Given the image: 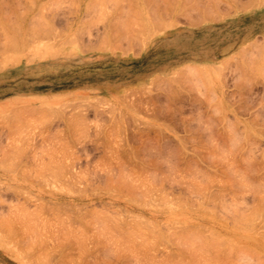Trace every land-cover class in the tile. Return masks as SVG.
I'll list each match as a JSON object with an SVG mask.
<instances>
[{
	"label": "rangeland",
	"instance_id": "rangeland-1",
	"mask_svg": "<svg viewBox=\"0 0 264 264\" xmlns=\"http://www.w3.org/2000/svg\"><path fill=\"white\" fill-rule=\"evenodd\" d=\"M28 1L0 0V23L5 25H0L1 42L6 41V35L19 36L12 30L16 26L9 24L26 27L25 36L14 37L22 45L12 49L14 43L10 44L11 50L0 56V264H39L36 258L42 256L49 259L43 260L46 264H192L199 258L193 252L201 237L197 244L192 241L194 246L185 238L194 249L191 252L177 239L192 228L198 233L204 229L205 237L224 236L225 240L217 242L222 246L218 247L219 256V251L213 253L216 244L212 237V247L203 243L204 252H209L207 256L200 253L208 264L215 257L222 258L221 263L225 260L224 264H264V0H216L218 6L211 7L212 12L205 17L192 9L198 4L212 6L215 0H113L129 5L124 10L111 0ZM134 6L142 8L136 9L139 15ZM155 8L165 15L170 12L163 25H150L154 21L147 13ZM127 10L131 17L127 18ZM118 20L123 21L119 29L124 27L121 31H128L126 35L109 29V23L112 26L111 22L115 25ZM46 28L51 32H44ZM46 32L48 35H43ZM110 32L124 36L123 40H115ZM135 149L139 153L133 158ZM53 162L69 166V173L62 181L52 174L44 179L50 181L43 183L37 174L39 166ZM119 164L144 193L118 188L119 177L125 176L120 175ZM234 170H238L236 174ZM132 171L137 176L133 177ZM76 174L79 176L72 181ZM106 174L113 175H107L108 182ZM251 207H255L254 212ZM34 210L37 217L31 215ZM240 213L248 215L242 216L244 222ZM11 215L14 221L10 228L3 222L11 220ZM35 226L49 234L34 231ZM126 230L130 234L126 235ZM74 234L84 237L80 240ZM25 240L34 246L29 247ZM229 242L236 246L233 250ZM241 247L247 251L240 252Z\"/></svg>",
	"mask_w": 264,
	"mask_h": 264
},
{
	"label": "bare ground",
	"instance_id": "bare-ground-1",
	"mask_svg": "<svg viewBox=\"0 0 264 264\" xmlns=\"http://www.w3.org/2000/svg\"><path fill=\"white\" fill-rule=\"evenodd\" d=\"M24 1H25V0H24ZM27 1H28V0H27ZM51 1L53 2V0H51ZM55 1H56V0H54V2H55ZM94 1H96V0H94ZM100 1H103V0H100ZM111 1L114 3V1H116V0H114V1L111 0ZM111 1H109V3H110ZM126 1H127V0H126ZM160 1H161V0H160ZM233 1H234V0H233ZM3 2H4V1H3ZM10 2H11V1H10ZM19 2H20V1H19ZM28 2L30 3L31 1H28ZM47 2H48V1H46V3H47ZM92 2H93V1H92ZM103 2H105V1H103ZM118 2H119V1H118ZM120 2H121V1H120ZM120 2H119V3L116 2V4H115V3H114V4L118 6L119 4L121 5ZM135 2H136V1H135ZM148 2H149V4L151 5L150 1H148ZM148 2H147V3H148ZM151 2H152V1H151ZM153 2H154V1H153ZM163 2H164V1H163ZM212 2H213V3L211 4L212 6L208 5V6H204V7H203L202 5H199V4H198V6H195V9H192V10H195L196 13L198 12L200 16L203 15L202 17H205L206 14H209L210 12H212V11H211L212 8L214 7L213 9H215L216 5L218 4V1H216V0H215V1H212ZM5 3H6V2H5ZM5 3H4V5H5ZM26 3H27V2H26ZM56 3H57V2H56ZM94 3H96V2H94ZM132 3H134V2H132ZM154 3H155V2H154ZM7 4H8V3H7ZM18 4H19V3H18ZM30 4H31V3H30ZM32 4H33V3H32ZM49 4H50V3H49ZM49 4H47V6H48ZM98 4H100V3H98ZM122 4H125V3H122ZM126 4H128V2H127ZM164 4H165V3H164ZM169 4H170V3H169ZM201 4H202V3H201ZM8 5H9V4H8ZM23 5H24V4H22V6H23ZM44 5H45V6H44ZM44 5H43V7H46V4H44ZM50 5H51V4H50ZM111 5H112V4H111ZM111 5H110V6H111ZM171 5H172V4H170V6H171ZM213 5H215V6H213ZM26 6H27V5H26ZM117 6H116V7H117ZM121 6H122L121 9L124 10L123 8H124V6H126V5H124V6L121 5ZM147 6L149 7V5H147ZM157 6H158V5H157ZM170 6H169V7H170ZM172 6H173V5H172ZM172 6H171V7H172ZM200 6H201L202 8H200ZM217 6H218V5H217ZM32 7H34V6H32ZM41 7H42V6H41ZM86 7H87V6H86ZM112 7L115 8L113 5H112ZM118 7H120V6H118ZM126 7H127V8H130L129 5H127ZM134 7H135V6H134ZM134 7H133V8H134ZM148 7H147V8H148ZM171 7H170V8H171ZM211 7H212V8H211ZM1 8H3V6H2ZM9 8H10V7H9ZM39 8H40V7H39ZM91 8H92V7H91ZM102 8H103V7H102ZM149 8H152V7H149ZM232 8H233V7H232ZM3 9H4V8H3ZM31 9H33V8H31ZM31 9H30V10H31ZM117 9H118V8H117ZM117 9H116V11H118ZM125 9H126V8H125ZM134 9H135V11L138 10L136 7H135ZM136 9H137V10H136ZM141 9H142V8H140L139 10H141ZM165 9H166V8H165ZM218 9H219V7H218ZM218 9H217V10H218ZM230 9H231V7H230ZM8 10H9V9H8ZM24 10H25V9H24ZM28 10H29V9H28ZM39 10H42V9H39ZM45 10H46V9H45ZM101 10H102V9H101ZM103 10H104V8H103ZM103 10H102V11H103ZM113 10H114V9H113ZM129 10H130V11H129ZM129 10H127V12H128V11H129L130 13L135 12V11L132 12L131 9H129ZM132 10H133V9H132ZM139 10H138V11H139ZM155 10H156V8H155V9H152V11L150 12L152 15H151V14L149 15V13H147L148 16H151V18H152V22L154 21L153 23H151V21L149 20V21H150V25H151V24H152V25L154 24V25H156V26L163 25V24L165 23V20L167 19V15L169 16L170 12H167L166 15H165V14H162V12H160V10H157L156 12H155ZM170 10H171V9H169V10L166 9V11H170ZM20 11H21V10H20ZM43 11H44V10H43ZM102 11H101V12H102ZM106 11H107V9H106ZM138 11H137V12H138ZM162 11H163V10H162ZM6 12L9 13V11H6ZM6 12H5V10H4V13H5V14H7ZM22 12H23V11H22ZM111 12H112V11H111ZM119 12H120V10H119ZM129 12L127 13L128 15H126L127 18H128V17H131V16H130L131 14H129ZM140 12H141V11H140ZM143 12H144V10H143ZM4 13H3V14H4ZM39 13H40V11H39ZM42 13H44V12H42ZM117 13H118V12H117ZM213 13H214V12H213ZM213 13H212V14H213ZM1 14H2V13H1ZM1 14H0V15H1ZM9 14H10V13H9ZM9 14H8V15H9ZM26 14H27V13H26ZM125 14H126V12H125ZM134 14L136 15L137 13L135 12ZM139 14H140V13L138 12L137 15H139ZM34 15H35V14H34ZM123 15H124V14H122V16H123ZM135 15H134V16H135ZM137 15H136V16H137ZM199 15H198V16H199ZM4 16H5V15H4ZM122 16H118V17L122 18ZM134 16H133V17H134ZM200 16H199L198 18H200ZM116 17H117V15H116ZM123 17H124V16H123ZM191 17H192V16H191ZM0 18H2V17H0ZM4 18L6 19V17H4ZM20 18H22V17H20ZM33 18H34V17H33ZM125 18H126V17H125ZM127 18H126V19H127ZM134 18L136 19V17H134ZM2 19H3V18H2ZM5 19H4V21H7V20H5ZM23 19H24V18H23ZM31 19H32V18H31ZM116 19H117V18H116ZM116 19L114 18V20H116ZM130 19H132V18H130ZM130 19H127V20H130ZM14 20H15V19H14ZM112 20H113V19H112ZM112 20H111V21H112ZM119 20H120V19H119ZM119 20L116 21L117 23H116L115 25L113 24V22H111V23H112V24H111L112 26H110V23H109V29H110V27H111L110 30H113V31H116V32H117V31H121V30H122V31H125V30H123L124 27H123V29H121V30L119 29V28H120V25H119V24H122L121 22H123V21L119 22ZM136 20H137V19H136ZM130 21H132V20H130ZM139 21H140L141 23H144V22H143L144 20H141V19H140ZM149 21H148V22H149ZM22 22H23V21H22ZM29 22H30V20H29ZM29 22H28V23H29ZM39 22L41 23L42 21H40V19H39ZM1 23H2V22H1ZM1 23H0V25H3V23H2V24H1ZM5 23H6V22H5ZM16 23H17V22H16ZM44 23H45V22H43V23H41V24L43 25ZM82 23H83V22H82ZM132 23H133V21H132ZM145 23L148 24L147 22H145ZM8 24H9V21H8ZM41 24H39V26H41ZM134 24H135V23H134ZM9 25H10V26H12V25H15V26H16V27H15V26H12V27H15V28H12V27H11V28H12L13 31H14V29H15V31H17V33H18L17 35H19V36H20V35L25 36V31H24V30L26 29V27H22V28H23V29H22V28H20L21 25H20V27H18V25H16V24H9ZM123 25H124V24H123ZM123 25H122V26H123ZM132 25H133V24H132ZM137 25H138V24H137ZM3 26H5V25H3ZM44 26L47 27L46 24H44ZM44 26H43V27H44ZM122 26H121V27H122ZM129 26H130V25H129ZM0 27L2 28V26H0ZM37 27H38V26H37ZM37 27H36V28H37ZM50 27H51V26H50ZM132 27H133V26H132ZM17 28H18V29H17ZM41 28H42V27H40L39 30H40ZM44 28H45V27H44ZM137 28H139V26H138ZM141 28H144V27H141ZM2 29H3V28H2ZM2 29H0V30L2 31ZM125 29H126V30H127V29L130 30V28H125ZM135 29H136V28H135ZM144 29H145V28H144ZM144 29H143V30H144ZM147 29H148V28H147ZM9 30H10V29H9ZM9 30H8V31H9ZM49 30H50V29H49ZM140 30H141V29H140ZM143 30H141V32H143ZM3 31H5V29H4ZM6 31H7V30H6ZM27 31H28V28H27ZM32 31L35 32V31H37V30H36V29H32ZM45 31H47L48 33L51 32V30L48 31L47 28L44 29V32H45ZM113 31H111V32H113ZM122 31H121V32H122ZM135 31H137V30H135ZM149 31H151V30H149ZM28 32H29V31H28ZM42 32H43V31H42ZM47 32H46V34L44 33L43 35H48ZM108 32H109V31H108ZM108 32H107V33H108ZM111 32H110V34H112ZM126 32H128V31H126ZM126 32H122V33L126 35V34H127ZM133 32H134V31H133ZM133 32H132V33H133ZM137 32H138V31H137ZM2 33H3V32H2ZM7 33H8V32H7ZM11 33H12V31H11ZM35 33H36V32H35ZM40 33H41V32H40ZM5 34H6V33H5ZM12 34H13V33H12ZM12 34H9V35H12ZM9 35H6V37H5V38H6V41L4 40V42H1L2 40L0 39V56H1L2 54L5 55V53H7L9 49L11 50L12 46H14L12 49H15L16 47H18L17 45H22L21 43H17L16 40H15V39H18L19 36L16 37V35H14V37H15V39H14V37H12V36L10 37ZM106 35H107V34H106ZM114 35H115V34H114ZM114 35L112 34V36H113V38H114L115 40L117 39L119 42L123 40V37H124V36H121V35H118V34H116V35H118V36H116V35L114 36ZM66 36H67V35H66ZM66 36H65V37H66ZM76 36H77V35L75 34L74 37H76ZM110 36H111V35H110ZM127 36H130V35L128 34ZM2 37H3V36H2ZM2 37H1V35H0V38H2ZM70 37H73V36L68 35L66 38H70ZM106 37L108 38V36H106ZM12 38H13V39H12ZM20 38H22V36H21ZM62 38H63V37H62ZM62 38H61V39H62ZM107 38H106V39H107ZM111 38H112V37H111ZM113 38H112V40L115 41ZM2 39H3V38H2ZM8 40H9V41H8ZM13 40H14V41H13ZM112 40H111V41H112ZM130 40H131V39H130ZM106 41H107V40H106ZM113 41H112V42H113ZM18 42H21V41L18 40ZM115 42H116V41H115ZM13 43H14L15 45H14ZM10 44H13V45L11 46ZM23 44H24V43H23ZM111 44H112V43H111ZM112 46H113V45H112ZM117 46H118V45H117ZM107 47H108V46H107ZM10 50H9V51H10ZM169 88H170V87H169ZM171 88H172V87H171ZM171 88H170V89H171ZM171 91L173 92L172 89H171ZM229 134H230V132H229ZM225 135H226V134H225ZM227 136H228V134H227ZM230 136H232V135H230ZM228 137H229V136H228ZM230 141H231V140H230ZM230 141H228L227 144H229V143H231V142H234V141H231V142H230ZM231 145H234V144L232 143V144L229 145V150H230V146H231ZM235 145H236V140H235ZM150 147H151V146H150ZM214 147H216V146H214ZM216 148H217V147H216ZM218 148H219V147H218ZM146 149H147V148H146ZM153 149H154V148H153ZM233 149H234V146H233ZM233 149H232V150H233ZM235 149H236V148H235ZM132 150H133V149H132ZM149 150H152V149L150 148ZM154 150H155V149H154ZM218 150H219V149H218ZM223 150H224V148H223ZM229 150H228V152H229ZM132 152H133V153H131V154L133 155L132 157H133V158H135V156L137 157V155H138V153H139L138 150L136 151V149H135V151H132ZM222 152H223V151H222ZM222 152H221V153H222ZM224 152H225V151H224ZM21 153H22V152H21ZM217 153H218V152H217ZM221 153H220V154H221ZM18 154H19V153H18ZM129 154H130V151L128 152V155H129ZM222 154H223V153H222ZM226 154H227V152H226ZM229 154H230V153H229ZM231 154H232V153H231ZM21 155H22V154H21ZM233 155H234V154H233ZM126 156H127V155H126ZM129 156H130V155H129ZM129 156H128V157H129ZM224 156H225V154H224ZM224 156H223V157H224ZM19 157H20V156H19ZM132 157H131V158H132ZM221 157H222V156L220 155V158H221ZM228 157H229V156H228ZM248 157H249V156H248ZM131 158H130V159H131ZM213 158H214V157H213ZM213 158H212V159H213ZM226 158H227V156H225V159H226ZM140 159H142V158H140ZM144 159H146V158H144ZM155 159H158V158H155ZM155 159H154V161H155ZM227 159H228V158H227ZM227 159H226V161H227ZM215 160H216V159H215ZM217 160H218V158H217ZM233 160H235V159H233ZM129 161H130V160H129ZM156 161H157V160H156ZM158 161H159V160H158ZM224 161H225V160H224ZM224 161H223V162H224ZM226 161H225V163H226ZM246 161H247V160H246ZM248 161H249V159H248ZM146 162H147V161H146ZM149 162H150V161H149ZM159 162H160V161H159ZM159 162H158V163H159ZM150 163H151V162H150ZM150 163H149V164H150ZM234 163H235V162H234ZM142 164H144V163H142ZM223 164H224V163H223ZM10 165H11V164H10ZM48 165H49V166H48ZM50 165H51V166H50ZM153 165H154V164H153ZM157 165H158V164H156V166H157ZM226 165H228V164H226ZM234 165H235V164H234ZM237 165H238V163H237ZM8 166H9V165H8ZM16 166H17V165H16ZM41 166H42V167H41ZM119 166L122 167V164H119ZM149 166H150V165H149ZM171 166H173V165L171 164L170 167H171ZM232 166H233V165H232ZM11 167H12V166H11ZM39 167H40V168H39V171H38L37 174H39L42 178H41L39 175H37V176L40 177V178L42 179V180H41V179H40V180L43 181V183H46L45 181L48 182L49 179H48V180H44V179L52 178V177H49V176H52V174H53L54 177H56L55 180H56V179H57V180L59 179L60 181H62L61 178L64 177L65 173H66V172L69 173V170L67 171V169H69V168H67V167H69V166H67V165H63V163H59V162H53L52 164H47L46 166H45V163H44V165L42 164V165H40ZM141 167H142V166H141ZM225 167H226V166H225ZM229 167H231V164H230ZM229 167H228V168H229ZM52 168H53L54 170H53ZM142 168H143V167H142ZM145 168H146V167H145ZM152 168H153V167H152ZM175 168H176V167H175ZM235 168H237V167H235ZM239 168H240V167H239ZM15 169H16V168H15ZM134 169H135V168H134ZM147 169H148V168H147ZM170 169H171V168H170ZM190 169H191V167H190ZM175 170H176V169H175ZM118 171H119V173H120L121 176H124L125 173H126V174L128 173L127 176L129 175V172H125L123 167H122V169H119ZM123 171H124L125 173H124ZM129 171H130V170H129ZM136 171H137V169H136ZM152 171H153V170H152ZM157 171H158V170H157ZM237 171H238V170H236V171L234 170V174H236ZM47 172H50L51 174L48 175ZM132 172L134 173V171H132ZM145 172H146V171H145ZM153 172H154V176H153V177L156 178V176H155V175H156V174H155V171H153ZM153 172H151V173H153ZM133 173H130V175L133 174ZM136 173H138V172H136ZM143 173H144V172H143ZM161 173H162V172H161ZM193 173H194V172H193ZM232 173H233V172H232ZM122 174H123V175H122ZM134 174H135V173H134ZM134 174H133V177H134V176H137V174H135V175H134ZM138 174H139V173H138ZM140 174H141V173H140ZM144 174H145V173H144ZM162 174H163V173H162ZM165 174H166V173H165ZM167 174H168V173H167ZM199 174H202V173L199 172ZM239 174H240V173H239ZM107 175H110V174H106V176H107ZM168 175H169V174H168ZM191 175H192V174H191ZM191 175H190V176H191ZM227 175H228V174H227ZM243 175H245V177L247 178V179H246V178H244V179H245V180H248V176L246 175V172H245V174L243 173ZM45 176H46V177H45ZM47 176H48V177H47ZM78 176H79L78 174L73 175V176L71 177V178H72V181H73V179L77 178ZM82 176H83V175H82ZM110 176H111V175H110ZM112 176H113V175H112ZM112 176H111V177H112ZM127 176L125 175L124 178H123V177H121V178L119 177V179H121V180H119V181L121 182V183L119 184L121 187H118V188H119V189L125 188V189H126L127 191H129V192H131L130 190H133V191L135 190V192H136L137 190H141V189L137 186V184H136L135 182H133V179L129 176L130 179H131V180H129ZM131 176H132V175H131ZM138 176H139V175H138ZM145 176H146V175H145ZM160 176H161V175H160ZM208 176L210 177V175H208ZM208 176L205 177V175H204L205 178H207ZM241 176H242V175H241ZM84 177H85V176H84ZM126 177H127V178H126ZM140 177L143 178L144 176L141 174ZM149 177H150V176H149ZM151 177H152V176H151ZM151 177H150V178H151ZM153 177H152V179L154 180ZM173 177H174V176H172L171 178H173ZM194 177H195V176H194ZM209 177H208V178H209ZM239 177H240V176H239ZM243 177H244V176L240 177V179H242ZM71 178H70V179H71ZM109 178H110V177L107 176V179H106L107 182L109 181ZM114 178H115V177L111 178L110 181H111L112 179H114ZM117 178H118V177H117ZM136 178L138 179V177H136ZM136 178H135V179H136ZM144 178H145V177H144ZM79 179H80V178H79ZM137 179H136V180H137ZM146 179H147V178H146ZM146 179H144V180H146ZM160 179H161V178H160ZM165 179H166V177H165ZM190 179H191V178H189V181H190ZM138 180L140 181L141 179L139 178ZM138 180H137V181H138ZM147 180H148V179H147ZM166 180H167V179H166ZM168 180H169V179H168ZM191 180H192V179H191ZM196 180H197V179H196ZM245 180H244V182H245ZM49 181H50V180H49ZM51 181H52V180H51ZM142 181H143V180H142ZM155 181H156V180H155ZM161 181H162V180H161ZM194 181H195V180H194ZM197 181H199V180H197ZM208 181H209V179H208ZM242 181H243V179H242ZM144 182H145V181H144ZM205 182H206V181H205ZM211 182H212V181H211ZM249 182H250V181H247V184H248ZM139 183H140V182H139ZM139 183H138V184H139ZM146 183H148V182H146ZM146 183H144L145 186H146ZM153 183H154V182H153ZM153 183H152V184H153ZM162 183H163V182H162ZM200 183H202V182H200ZM260 183H261V182H260ZM108 184H109V183H108ZM115 184H116V183H115ZM115 184H114V185H115ZM135 184H136V185H135ZM149 184H150V183H149ZM152 184H151V185H152ZM189 184H190V183H189ZM191 184H192V183H191ZM206 184H207V182H206ZM208 184H210V182H209ZM212 184H213V183H212ZM249 184L251 185V183H249ZM258 184H259V183H258ZM263 184H264V183H263ZM151 185H150L149 188H151ZM250 185H249V186H250ZM252 185H253V182H252ZM254 185H256V184H254ZM254 185H253V187H252L253 189L255 188ZM71 186H72V184H71ZM107 186H109V185H107ZM110 186H111V185H110ZM116 186H117V184L115 185V187H116ZM148 186H149V185H148ZM201 186H202V184H201ZM201 186H200V187H201ZM205 186H207V185H204V187H205ZM249 186H248V187H249ZM101 187H103V186H101ZM115 187H112V188L115 189ZM140 187H143V186L141 185ZM259 187H260V186H259ZM103 188H104V187H103ZM105 188H106V187H105ZM105 188H104V189H105ZM109 188L111 189V187H109ZM118 188L116 187V189H118ZM156 188H157V187H156ZM206 188H207V187H206ZM136 189H137V190H136ZM151 189H155V188H151ZM122 190H123V189H122ZM123 191H124V190H123ZM137 192H138V191H137ZM141 192H143V191L141 190ZM201 192H202V191H201ZM205 192H206V191H205ZM205 192H204V194H202L204 197H205ZM222 192H223V191H222ZM256 192H258V189L256 190ZM260 192H261V191H260ZM143 193H144V192H143ZM143 193H142V194H143ZM134 194H135V193H134ZM164 194H165V193H164ZM196 194L198 195L199 193H196ZM211 194H212V193H211ZM258 194H261V193L258 192ZM136 195H138V193H137ZM139 195H140V194H139ZM145 195L147 196V193H146ZM145 195H143V197H145V201H146L147 199H146V196H145ZM157 195H158V194H157ZM157 195H156V196H157ZM224 195H225V193H224ZM235 195H236V194H235ZM235 195H234V196H235ZM148 196H150V195H148ZM200 196H201V195H200ZM203 196H202V197H203ZM232 196H233V195H232ZM137 197H138V199L140 200L139 196H137ZM151 197H152V196H151ZM182 197H183V196H182ZM185 197H186V196H185ZM212 197H213V196H212ZM217 197H218V196H217ZM219 197H220V196H219ZM258 197H259V196H258ZM162 198H163V199L166 198L167 200H169V198H167V197H165V196H164V197L162 196ZM200 198H201V197H200ZM259 198H260V197H259ZM166 199H164V200H166ZM177 199H178V198H177ZM181 199H182V198H181ZM205 199H206V198H205ZM217 199H218V198H217ZM222 200H224V199L222 198ZM234 200H236V199L234 198ZM234 200H233V201H234ZM142 201H144V200H142ZM145 201H144V202H145ZM160 201H161V203H163V202H162L163 200H161V198H160ZM160 201H159V202H160ZM169 201H170V200H169ZM177 201H178V200H177ZM187 201H188V200H187ZM219 201H220V200H219ZM219 201H218V202H219ZM233 201H232V202H233ZM259 201H260V202H259L258 204L262 203V202H261V199H260ZM263 201H264V200H263ZM146 202L148 203V201H146ZM164 202H165V201H164ZM179 202H181V201H179ZM179 202H176V203H178V205H184V204L186 203V202H184L183 204H182V203L180 204ZM203 202H204V201H203ZM211 202H212V201H211ZM213 202H214V201H213ZM213 202H212V203H213ZM235 202H237V200H236ZM135 203L137 204V202H135ZM147 203H146V204H147ZM190 203H191V201H190ZM212 203H211V204H212ZM221 203H224V204H225L226 202H221ZM229 203H230V202H229ZM141 204H143V203L141 202ZM165 204H167V202H166ZM214 204H215V203H214ZM214 204H213V205H214ZM237 204H238V203H237ZM262 204H264V202H263ZM23 205H24V204H23ZM41 205H42V204H41ZM53 205H54V204H53ZM147 205H149V203H148ZM188 205H189V204H188ZM208 205H209V204H208ZM208 205L206 206L207 209H209V208H208V207H209ZM218 205H219V204H218ZM221 205H222V204H221ZM225 205H226V204H225ZM233 205H234V204H233ZM17 206H19V205H17ZM43 206H44V205H43ZM138 206H139V205H138ZM200 206H201V205H200ZM222 206H224V205H222ZM222 206H221V207H222ZM226 206H227V205H226ZM259 206H260V205H259ZM261 206H262V205H261ZM24 207H25V206H24ZM39 207H41V206H39ZM54 207H55V206H54ZM59 207H60V206H59ZM141 207H142V206H141ZM162 207H165V206H162ZM229 207H230V206H229ZM232 207H233V206H232ZM234 207L237 208L238 206H236V204H235ZM256 207H257V206H256ZM11 208H12V207H11ZM18 208H19V207H18ZM41 208H42V207H41ZM46 208H47V207H46ZM60 208H61V207H60ZM215 208H216V207H215ZM222 208H223V207H222ZM254 208H255V207H254ZM254 208L251 207L252 211L254 210ZM257 208H259V207H257ZM260 208H261V207H260ZM263 208H264V207H263ZM20 209L22 210V208H20ZM175 209H176V208H175ZM217 209H218V208H217ZM220 209H221V208H220ZM26 210H27V209H25V211H26ZM35 210L37 211L38 208L35 209ZM35 210H34V211H35ZM44 210H45V209H44ZM58 210H59V208H58ZM209 210H210V209H209ZM232 210H233V208H232ZM32 211H33V210H32ZM36 211H35V213H33V214H31V215H35V214H37V213L39 212V211H37V213H36ZM56 211H57V209H56ZM211 211H212V210H211ZM225 211H227V209H226ZM228 211H230V210H228ZM242 211H243V210H242ZM242 211H241V212H242ZM244 211H245V209H244ZM252 211L249 212V213H252ZM254 211H255V210H254ZM254 211H253V212H254ZM256 211H258V209H257ZM261 211H262V210H261ZM26 212H27V211H26ZM46 212H47V211H46ZM213 212H214V211H213ZM236 212H237V209H236ZM11 213H12V212H11ZM11 213L9 212V215H10ZM14 213H15V212H14ZM17 213H18V212H17ZM100 213H102V212H100ZM230 213H231V212H230ZM230 213H229V215H230ZM237 213H239V212H237ZM237 213H236V214H237ZM256 213H258V212H256ZM15 214H16V213H15ZM24 214H25V213H24ZM52 214H53V212H52ZM104 214H107V213H104ZM226 214H227V213H226ZM253 214H255V213H253ZM12 215H13V214H12ZM12 215H11V217H9L11 220H9V219L7 220V218H6L4 222L2 221L4 226H5V224H6V225L9 224V225H10V228H11V225L13 224V223H11V221H14V220L12 219ZM116 215H117V214H116ZM216 215H217V214H216ZM220 215H221V214H220ZM231 215H232V213H231ZM237 215H238V214H237ZM237 215H235V216H237ZM239 215H240V219H242V216H245V215H247V214H245V215H244V214L241 215V213H240ZM249 215H250V214H249ZM259 215H260V214H259ZM262 215H263V214H262ZM7 216H8V215H7ZM37 216H38V215H37ZM37 216L35 215V217H37ZM39 216H40V215H39ZM63 216H64V215H63ZM101 216H102V215H101ZM110 216H111V215H110ZM118 216H119V214H118ZM247 216H248V215H247ZM19 217H20V216H17L16 219H17V218L20 219ZM64 217H65V216H64ZM64 217H62V218H64ZM107 217H108V216H107ZM114 217H115V216H114ZM238 217H239V216H238ZM250 217H252V216L250 215ZM250 217H249V218H250ZM253 217L255 218V215H254ZM253 217H252V218H253ZM256 217H257V216H256ZM58 218H59V217H58ZM65 218H66V217H65ZM79 218H80V217H79ZM101 218H102V217H101ZM116 218H117V217H115V220H118V218H117V219H116ZM128 218H129V217H128ZM134 218H135V217H134ZM222 218H223V216H222ZM243 218H244V217H243ZM245 218H248V217H245ZM249 218H248V220H249ZM0 219H1V218H0ZM120 219H121V218H120ZM122 219H123V218H122ZM145 219H146V217H145ZM261 219H262V218H261ZM3 220H4V219H3ZM37 220L40 221L39 219H37ZM43 220H44V219H43ZM47 220H48V219H47ZM51 220H52V219H51ZM51 220H50V221H51ZM61 220H62V219H61ZM69 220H70V219H69ZM86 220H87V219H86ZM129 220H130V219H129ZM146 220H147V219H146ZM234 220H235V219H234V217H233V221H234ZM236 220H237V219H236ZM242 220H243V221H242ZM242 220H241V221L244 222L245 219H242ZM248 220H246V222H247ZM6 221H7L8 223H6ZM17 221H18L19 223H20V221L22 222V220H17ZM17 221H15L14 223H16ZM23 221H24V220H23ZM25 221H26V220H25ZM25 221H24V223H25ZM48 221H49V220H48ZM48 221H47V222H48ZM55 221H56V220H55ZM55 221H54V222H55ZM64 221H65V220H64ZM70 221H71V220H70ZM87 221H88V220H87ZM147 221H148V220H147ZM237 221L240 222L239 218H238ZM9 222H10V223H9ZM127 222H129V221H127ZM148 222H149V221H148ZM176 222H177V221H176ZM242 222L239 223V224L241 225ZM249 222H250V221H249ZM4 223H5V224H4ZM26 223H27V222H26ZM39 223H40V222H39ZM55 223H56V222H55ZM112 223H113V222H112ZM131 223H133V222H131ZM182 223H183V222H182ZM234 223L237 224V222H235V221H234ZM27 224H28V223H27ZM32 224H34V223H32ZM40 224H41V223H40ZM69 224H70V222H69ZM129 224H130V222H129ZM246 224H247V223H246ZM246 224H245V226H246ZM253 224H254V223H253ZM18 225H19V227H18V229H19L20 226H21V224H18ZM34 225H35V224H34ZM41 225H43V224H41ZM76 225H77V224H76ZM79 225H80V224H79ZM126 225H127V224H126ZM150 225H151V224H150ZM166 225H167V224H166ZM168 225H169V224H168ZM168 225H167V226H168ZM237 225H238V224H237ZM250 225H251V224H250ZM1 226H2V225H1ZM7 226H8V225H7ZM13 226H14V225H13ZM22 226L24 227L23 224H22ZM61 226H62V225H61ZM64 226H65V225H64ZM113 226H114V225H113ZM129 226H130V225H129ZM200 226H201V228H202L203 225H200ZM23 227H22V228H23ZM35 227H36V229H37V226H35ZM69 227H70V226H69ZM76 227H77V226H76ZM114 227H115V226H114ZM137 227H139V226H137ZM137 227H136V228H137ZM157 227H158V226H157ZM178 227H179V226H178ZM243 227H244V225H243ZM253 227H254V226H253ZM253 227H252V228H253ZM14 228H16V226H15ZM27 228H28V227H27ZM57 228H58V226H57ZM61 228H62V227H61ZM71 228H72V227H71ZM71 228H70V229H71ZM117 228H118V227H117ZM117 228H116V229H117ZM120 228H121V227H120ZM164 228H165V227H164ZM169 228H170V227H169ZM169 228H168V229H169ZM183 228H184V227H183ZM198 228H199V227H198ZM25 229H26V228H25ZM36 229H35L34 231H40V230H41V231H40L41 233L39 232L40 234H44V235H45V234L48 232V231H46V233H42V229H39V228H38L37 230H36ZM43 229H45V227H44ZM48 229H49V228H48ZM72 229L75 230L74 228H72ZM189 229H190V228H187V230H189ZM1 230H2V229H1ZM5 230H6V228H5ZM5 230H4V228H3L2 231H3L4 233H7V232H6L7 230H6V231H5ZM11 230H14V229H11ZM21 230H22V229H21ZM52 230H53V229H52ZM65 230H66V229H65ZM68 230H69V229H68ZM73 230H72V231H73ZM76 230H78V228H77ZM120 230H121V229H120ZM153 230H154V229H153ZM153 230H152V232H153ZM155 230H156V229H155ZM155 230H154V231H155ZM172 230H173V229H172ZM172 230H171V231H172ZM193 230H194V231H193ZM199 230L201 231V229H199ZM215 230H216V229H215ZM8 231H9V230H8ZM16 231L19 232V234H20V230H16ZM26 231H27V230H26ZM26 231H25V232H26ZM31 231H32V230H30V232H31ZM53 231H54V230H53ZM61 231H63V230H61ZM111 231H112V230H111ZM118 231H119V230H118ZM159 231H160V230H159ZM185 231H186V230H185ZM189 231L192 232V233L190 234V235H191L190 237L187 236V234L189 235V233H190V232H188V231H187L188 233L185 232L186 235L182 234V235H184V236L179 235L178 237H181V238H184V239H185V238H189L190 242H192V241L195 242L194 244H197V243L199 242V243H198V246L195 245V247H194L195 250L193 249V247L191 248L192 251L194 250L193 255L196 256L197 253H198V255H199V258L196 257V258H197V261L194 259L195 257L193 258V259L195 260V262L191 260V261H192V262H191L192 264H197V263H198V264H201L202 259H203V262L205 261L204 264L207 262V259H205L204 257H201V253H200L201 251H202V253H203L204 251H206V249L204 250V248H205V247H204L205 244H206V245H209V246L212 247V246L214 245V244H212V243L214 242V243L216 244V246L214 245L216 248H214V246H213L212 248H213V250L216 249V251L213 252L211 249H210V251H212L213 253H217V251H219V252L217 253L218 256H219V253H220V250H221V249H219L218 247L220 246V247L222 248V246H221V245H217V242L221 243V241L225 240V239H224V236L221 237V236H222V235H221L220 238H219V237H217L218 235L215 233L216 235H214V236L211 235V237H212V239H213V242H211L212 239L209 240V239L211 238L210 236H209V237H205L206 234L204 233V229L202 230L203 233H202V231H201V232L199 231V233H198V232H197V229L195 230V228H194V229L192 228V230H189ZM10 232H11V231H10ZM12 232H13V231H12ZM43 232H44V231H43ZM63 232H64V231H63ZM69 232H70V231H69ZM73 232H74V231H73ZM79 232H80V231H79ZM112 232H113V231H112ZM122 232H124V231H122ZM126 232H127L126 235L130 234V233H128V230H126ZM129 232H130V231H129ZM150 232H151V230H150ZM166 232H167V231H166ZM169 232H170V231H169ZM172 232H174V231H172ZM172 232H170V233H172ZM193 232H195V233H193ZM196 232H197V233H196ZM215 232H216V231H215ZM218 232H219V231H218ZM218 232H217V233H218ZM261 232H262V231H261ZM14 233H15V232H14ZM26 233H27V235H28V231H27ZM36 233H37V232H36ZM74 233H76V232H74ZM84 233H85V232H84ZM131 233H132V232H131ZM141 233L145 234L146 232H145V233H144V232H141ZM155 233H156V232H155ZM155 233H154V234H155ZM158 233H159V232H158ZM167 233H168V232H167ZM255 233H256V232H255ZM15 234L18 235V233H15ZM15 234H12V233H11V235H15ZM48 234H49V232H48ZM71 234H72V233H71ZM133 234H134V232H133ZM159 234H160V233H159ZM168 234H169V233H168ZM172 234H173V233H172ZM172 234H171V235H172ZM192 234H193V236H196V238L192 237ZM201 234H202V235H201ZM260 234H261V233H260ZM0 235H1V234H0ZM5 235H6V234H5ZM7 235H8V233H7ZM9 235H10V234H9ZM20 235H22V234H20ZM20 235H18V236H20ZM23 235H26V234L24 233ZM29 235H30V233H29ZM57 235H58V234H57ZM74 235H75V234H74ZM109 235H110V234H109ZM118 235H120V234H118ZM123 235H124V234H123ZM135 235H136V234H135ZM137 235H138V234H137ZM137 235H136V236H137ZM145 235H147V234H145ZM151 235H153V234L151 233ZM156 235L158 236L157 233L155 234V236H156ZM171 235L169 234L170 237H172V236L174 237V236H175V234H173L172 236H171ZM219 235H220V234H219ZM30 236H31V235H30ZM78 236H79V235H78ZM78 236L75 235V237H77V238L80 239V240L83 239V237H84V236H83V237L81 238L80 236H79V237H78ZM99 236H100V235H99ZM106 236H108V235H106ZM110 236H112V235H110ZM130 236H132V235H129V238H130ZM155 236H154V238H155ZM203 236H204L205 238H203ZM206 236H207V235H206ZM0 237H2V236H0ZM10 237H11V236H10ZM22 237H23V236H22ZM101 237H102V236H101ZM112 237H113V236H112ZM148 237H149V236H148ZM173 237H172V238H173ZM175 237H176V236H175ZM178 237H177V239L182 241V242L180 241V243H182L181 245H182V246L184 245V247H185L186 241H189V240H188V239H185V240H184V239H180V238H178ZM198 237H199V239H200V237H201V239H204L205 242H204V241L202 242L201 239H200V241H198ZM242 237H243V236H242ZM258 237H259V236H258ZM262 237H263V235H262ZM12 238H13V240L15 239L14 237H12ZM18 238H19V237H18ZM59 238H60V237H59ZM61 238H62V237H61ZM85 238H86V237H85ZM85 238H84V239H85ZM105 238H106V237H105ZM105 238H104V239H105ZM107 238H108V237H107ZM119 238H120V237H119ZM123 238H124V237H123ZM134 238H135V237H134ZM143 238H144V237H143ZM149 238H150V237H149ZM149 238H148V239H149ZM192 238H193L194 240H193ZM206 238H207V239H206ZM214 238H215V239L218 238L219 241H218V240H214ZM246 238H247V237H246ZM260 238H261V237H260ZM0 239H1V238H0ZM16 239H17V238H16ZM16 239H15V240H16ZM19 239H20V238H19ZM22 239H23V238H22ZM54 239H55V238H54ZM87 239H88V238H87ZM132 239H133V238H132ZM132 239H131V240H132ZM140 239H141V238H140ZM145 239H146V236H145ZM148 239H147V240H148ZM155 239H157V238H155ZM163 239H164V238H163ZM163 239H162V240H163ZM222 239H223V240H222ZM247 239H248V238H247ZM249 239H250V238H249ZM8 240H10V239H8ZM125 240H126V239H125ZM147 240H145V241H146V246H148L147 244L149 243V242H147ZM151 240H152V239H151ZM196 240H197L198 242H196ZM228 240H229V239H228ZM228 240H227V242H228ZM230 240H231V239H230ZM230 240H229V241H230ZM238 240H239V239H238ZM263 240H264V239H263ZM6 241H7V240H6ZM6 241H5V242H6ZM10 241H11L12 244H13L14 241H12V239H11ZM19 241H20V240H19ZM26 241H27L28 243H30L29 240H25V242H26ZM37 241H38V240L36 239V244H38V243L40 242V241H39V242L37 243ZM63 241H64V240H63ZM105 241H106V240H105ZM110 241H112V240H110ZM134 241H136V240H134ZM141 241H142V240H141ZM148 241H149V240H148ZM166 241H167V240H166ZM239 241H241V240H239ZM252 241H253V240H252ZM1 242H2V241H1ZM7 242H8V241H7ZM17 242H18V240H17ZM21 242H22V241H21ZM130 242H132V241H130ZM136 242L139 243L140 241H136ZM136 242H135V243H136ZM150 242H152V241H150ZM171 242H172V241H171ZM177 242H178V244L180 245L179 241H177ZM177 242H176V244H177ZM193 242H192V245H193ZM210 242H211V243H210ZM3 243H4V241H3ZM110 243H111V242H110ZM124 243H125V242H124ZM128 243H129V242H128ZM137 243H136V244H137ZM200 243L202 244V246L200 245L201 250H200V248H199V244H200ZM203 243H205V244H203ZM0 244H1V243H0ZM7 244H9V243H7ZM7 244H6V246H7ZM19 244H20V243H18V245H19ZM26 244H27V243H26ZM26 244H25V245H26ZM31 244H32V243H30L29 247L31 246ZM39 244L41 245V242H40ZM52 244H53V243H52ZM111 244H112V243H111ZM140 244H141V242H140ZM222 244H224V242H223ZM1 245H3V244H1ZM9 245H10V244H9ZM13 245H14V244H13ZM13 245H12V246H13ZM16 245H17V244H16ZM32 245H33V244H32ZM67 245H70V244L67 243ZM82 245H83V244H82ZM130 245H132V244L130 243ZM181 245H180V246H181ZM192 245H191V243L188 242V243L186 244L187 248L185 247V250L188 249V251H190V250H191V249H190V246H192ZM227 245H229V246L231 245V246H232V245H234V244H231V243L229 242ZM242 245L245 246V244H241V246H242ZM4 246H5V245H4ZM4 246H2V247H4ZM23 246H24V245H23ZM33 246H34V245H33ZM33 246H32V247H33ZM43 246H44V245H43ZM52 246H53V245H52ZM58 246H59V245H58ZM83 246H84V245H83ZM86 246H87V245H86ZM123 246H124V245H123ZM133 246H134V245H133ZM188 246H189V248H188ZM193 246H194V245H193ZM196 246H197V248H198V251H197ZM231 246H230V248H231ZM246 246H247V245H246ZM7 247H9V246H7ZM13 247H16V246L14 245ZM32 247H31V248H32ZM41 247H42V246H41ZM49 247H50V246H49ZM49 247H48V248H49ZM81 247H82V246H81ZM117 247H119V246H117ZM135 247H136V246H135ZM142 247H144V246H142ZM227 247H228V246H227ZM234 247H236V246H232V250L234 249ZM249 247H250V246H248V250H249ZM4 248H5V247H4ZM27 248H28V245H27ZM70 248H71V247H70ZM84 248H85V246H84ZM84 248H83V250H84ZM114 248H115V247H114ZM133 248H134V247H133ZM147 248H148V247H147ZM182 248H183V247H182ZM202 248H203V249H202ZM206 248H208V247L206 246ZM251 248H253V247H251ZM11 249H13V248H11ZM29 249H30V248H28V250H29ZM85 249H86V248H85ZM118 249H119V248H118ZM208 249H209V248H208ZM217 249H218V250H217ZM227 249H228V248H227ZM227 249H226V252H227ZM235 249H236V248H235ZM238 249H239V248H237V250H238ZM246 249H247V248H244V247L242 248V247H241V248H240L241 251H240V250H239V251L242 252L243 250H246ZM254 249H255V248H254ZM8 250H9V248H8ZM13 250H15V249H13ZM22 250H23V249H22ZM28 250L26 249V252H28ZM30 250H31V249H30ZM109 250H110V249H109ZM126 250H127V249H126ZM131 250H132V249H131ZM150 250H151V249H150ZM199 250H200V251H199ZM32 251H33V250H32ZM32 251H31V252H32ZM121 251H122V250H121ZM133 251H134V250H133ZM136 251H137V250H136ZM136 251H135V252H136ZM188 251H187V252H188ZM246 251H247V250H246ZM254 251H255V250H254ZM254 251H253V253H254ZM257 251H258V250H257ZM257 251H256V253L259 252V251H258V252H257ZM17 252L19 253V249H18ZM86 252H87V251H86ZM89 252H90V251H89ZM98 252H100V251H98ZM190 252H191V251H190ZM208 252H209V250H208ZM208 252H204L205 255H203V254H202V255H203V256H207L206 254H208ZM13 253L16 254L15 252H13ZM13 253H12V254H13ZM131 253H132V252H131ZM188 253H189V252H188ZM195 253H196V254H195ZM222 253H223V252H222ZM222 253H221V254H222ZM248 253L251 254L252 252H250V250H249ZM20 254H23V253H20ZM29 254H30V252H29ZM29 254H28V255H29ZM120 254H121V253H120ZM155 254H156V253H155ZM190 254H191V253H190ZM209 254H211V253H209ZM227 254H228V253H227ZM18 255H19V254H18ZM48 255H49V254H48ZM136 255H137V254H136ZM193 255L191 254L190 256L192 257ZM255 255H256V254H255ZM258 255H259V253H258ZM258 255H256V256H258ZM29 256H30V258H31L32 254H30ZM29 256H28V257H29ZM78 256H79V255H78ZM78 256H77V259H78ZM215 256H216V255H215ZM218 256H217V257H218ZM222 256L224 257V255H222ZM227 256H228V255H227ZM227 256H225V257H227ZM20 257H21V255H20ZM22 257H25V256L22 255ZM22 257H21V258H22ZM26 257H27V255H26ZM42 257H44V256H42ZM42 257H40V258H38V259L36 258V260H37V262H38L39 264H43V263H45L47 260H49V259L45 260V259L42 258ZM81 257H82V256H81ZM185 257H186V256H185ZM209 257L212 258V255H210ZM209 257H208V261L211 259V258L209 259ZM259 257H260V256H258V258H259ZM47 258H48V257H47ZM73 258H74V257H73ZM200 258H201V260H200ZM256 258H257V257H256ZM258 258H257V260H260L259 262H261V257H260V259H258ZM14 259H17V258L15 257ZM26 259H28V258H26ZM31 259H32V258H31ZM146 259H148V258H146ZM150 259H151V257H150ZM150 259H149V260H150ZM185 259H186V258H185ZM204 259H205V260H204ZM217 259H219V258H216V257H215V260H214L215 262L211 259V260L209 261V264H210V263H211V264H213V263H215V264H222V263H223V264H224V261H225V260L221 263L220 261H222V258L220 259V261L217 260ZM240 259H242V258H240ZM240 259H239V260H240ZM263 259H264V258H263ZM29 260H30V259H29ZM29 260H27V262H28ZM36 260H35V261H36ZM43 260H45V262H44ZM137 260H138V259H137ZM199 260H200V261H199ZM236 260H237V259H236ZM236 260H235V262H236ZM239 260H238V261H239ZM242 260H243V259H242ZM242 260H240V261H242ZM252 260H253V259H252ZM257 260L255 259L254 261L256 262ZM25 261H26V260H25ZM30 261H31V260H30ZM32 261H33V260H32ZM35 261H33V263H35ZM216 261H217L218 263H217ZM227 261H228V258H227ZM227 261H226V262H227ZM262 261H263V260H262ZM48 262H49V261H48ZM158 262H159V261H158ZM196 262H197V263H196ZM203 262H202V263H203ZM212 262H213V263H212ZM28 263H29V262H28ZM138 263H139V262H138ZM151 263H152V262H151ZM231 263H232V262H231ZM236 263H237V262H236ZM256 263L259 264L258 262H256ZM20 264H21V263H20ZM29 264H30V263H29ZM45 264H46V263H45ZM49 264H50V262H49ZM140 264H141V263H140ZM153 264H154V263H153ZM158 264H159V263H158ZM206 264H208V262H207ZM234 264H235V263H234Z\"/></svg>",
	"mask_w": 264,
	"mask_h": 264
}]
</instances>
